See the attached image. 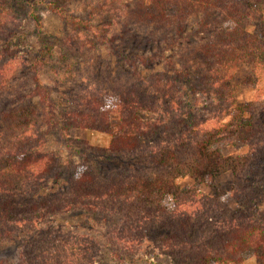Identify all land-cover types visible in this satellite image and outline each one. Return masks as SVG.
I'll return each mask as SVG.
<instances>
[{
  "label": "trees",
  "instance_id": "obj_1",
  "mask_svg": "<svg viewBox=\"0 0 264 264\" xmlns=\"http://www.w3.org/2000/svg\"><path fill=\"white\" fill-rule=\"evenodd\" d=\"M60 1L70 0H0V243L20 240L16 264H100L104 248L117 264L161 253L172 264H242L248 251L260 252L264 264V101L240 105L236 98L239 86L264 77V0H102L86 18ZM45 10L72 30L59 42L60 56L104 46L129 73L119 68L57 104L34 68L54 56L42 33ZM25 22L38 46L33 62L13 44ZM129 37L156 53L127 55ZM164 49L178 52L164 71L137 69L154 65ZM18 73L27 76V95L14 89ZM73 130L105 134L108 145L63 191L48 192L60 160L46 150L47 139L68 145ZM228 144L246 151L224 154ZM228 173L234 209L217 183ZM72 211L118 223L103 246L55 223Z\"/></svg>",
  "mask_w": 264,
  "mask_h": 264
},
{
  "label": "rangeland",
  "instance_id": "obj_2",
  "mask_svg": "<svg viewBox=\"0 0 264 264\" xmlns=\"http://www.w3.org/2000/svg\"><path fill=\"white\" fill-rule=\"evenodd\" d=\"M134 0H122L125 5H130ZM102 0H70L68 2L60 1V4L65 5V10L76 17L86 18V14L96 5L100 4ZM43 21V36L48 40L52 50L54 51L53 58H42V61L35 63V69L41 76L42 82L53 92V99L59 105L62 101L66 102L68 94L75 93L83 88L95 84L100 81L102 84L105 78L110 75H115L120 68H124V72L129 73L130 68L121 65L118 67V63L114 60V57L110 55L108 49L104 46H100L93 51L79 53L77 51L67 52V56L64 58L60 56V40L66 38L72 33L70 27H67L55 14L48 10L43 11L41 14ZM108 21L107 17L101 19H96V27L100 30L103 24ZM127 20H122L123 24L130 29H133L131 24L126 22ZM196 21H189L187 23L186 32L194 34L196 31ZM138 35H135L137 37ZM135 37H129V41L133 42L129 47L125 49L127 55H132L133 53L137 56H150L156 53L155 47H142L137 43L132 41ZM195 39L192 36V40ZM181 43V41L179 42ZM13 44L18 48V50H28V62H33L34 57L38 56V46L36 42L35 33L32 29V25L29 22H25L23 28L18 32L17 36L13 39ZM165 42L164 45H166ZM162 45V47L164 46ZM177 50H166L163 51V57L160 58L161 53L157 52L159 55L157 62L151 67H140L138 70L144 74L149 75L156 72H162L165 70V59L169 58L172 61L178 59ZM49 57V56H48ZM21 67V65H20ZM247 68L243 67L237 73V82L246 74ZM25 73H18L13 80L14 89L19 86V89L23 87L24 95L29 94V85L27 82V76H22ZM87 78H90L88 81ZM86 80L89 82L87 83ZM94 80V81H93ZM91 82V83H90ZM264 90V77L261 82L257 85L250 87L239 86V91L237 93V102L240 105H246L254 100L257 103L264 101L263 97ZM200 101L202 98L199 97ZM34 104H37L35 99H32ZM142 118L148 120H154L156 115L146 114L142 115ZM113 124L115 123V118H113ZM117 122V121H116ZM70 138L73 141L70 144H64L56 136L51 135L48 137L46 142V150L55 153L59 160V179L51 182L48 192H59L63 191L67 186V182L71 177L78 178L84 170V161L92 159L97 155L96 150H103L107 147L109 142V137L105 134H98L91 131L85 130H73L70 132ZM224 154H243L246 149L238 144L232 145L228 144L223 147ZM93 160V159H92ZM181 185L189 183V180L180 181ZM217 183L225 190V196H223L222 201L230 209H234L236 205L231 198L228 197V192L230 190L232 179L230 174H224L219 179ZM199 189L204 193L211 195L212 190L200 186ZM258 209H262L260 203H256ZM56 224H61L65 226L72 227L75 232L82 235H89L95 240L105 245L106 236L108 231L112 227L116 226L118 223V218H102L87 215L82 211H72L70 213L64 214L56 218ZM21 251V242L18 238L14 240L4 241L0 243V261H6L10 264H16ZM108 250L103 249V254L100 264H117L109 256ZM260 252L248 251L243 255L242 264H262L259 260ZM139 256L130 259V264H172V259L166 254H160L158 256L152 257H142Z\"/></svg>",
  "mask_w": 264,
  "mask_h": 264
}]
</instances>
